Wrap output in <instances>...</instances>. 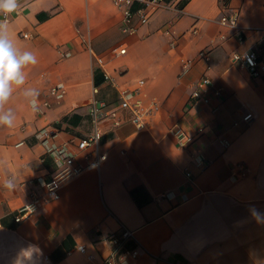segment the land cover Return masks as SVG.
I'll use <instances>...</instances> for the list:
<instances>
[{
	"label": "crops",
	"instance_id": "obj_1",
	"mask_svg": "<svg viewBox=\"0 0 264 264\" xmlns=\"http://www.w3.org/2000/svg\"><path fill=\"white\" fill-rule=\"evenodd\" d=\"M19 5L8 19L12 37L37 57L24 70L23 88L41 95L61 82L66 92L50 97L41 113L23 88L5 105L15 121L0 126V264H15L30 246L38 251L25 264H85L79 244L93 254L92 264H101L111 247L107 234L121 226L132 231L126 247L138 250L128 264H264V223L250 212L264 213V0H175L146 21L134 17L131 32L123 31L112 0ZM233 13L237 26L221 22ZM119 44L123 53L109 51ZM248 50L257 54L258 75L232 59ZM95 55L103 57L111 80ZM202 75L219 90L208 103L190 96ZM138 80L142 102L159 103L149 127L137 128L122 110L119 125L104 123L98 148L105 160L15 221L32 191L44 193L40 180L56 167L47 146L69 141L82 162L85 150L75 141L91 129L90 100L115 105L119 90ZM247 111L249 122L242 119ZM44 126L54 131L47 142L36 136ZM198 126L205 127L202 135L178 145L173 128L194 133ZM9 177L13 190L2 184Z\"/></svg>",
	"mask_w": 264,
	"mask_h": 264
},
{
	"label": "built area",
	"instance_id": "obj_2",
	"mask_svg": "<svg viewBox=\"0 0 264 264\" xmlns=\"http://www.w3.org/2000/svg\"><path fill=\"white\" fill-rule=\"evenodd\" d=\"M112 2L121 12L123 31L131 32L134 29V17H137L141 21H146L156 9L169 7L173 5L175 0H112ZM10 15L7 19H9ZM0 17L2 20L4 19L2 15ZM220 20L225 24L235 27L238 25V14L222 15ZM25 35L27 36V34ZM109 51L113 54L123 53L125 51V45H114ZM201 54L206 60L209 59V55L206 52L202 51ZM232 59L239 60V64L245 66L252 75L259 74L260 68L257 61V54L254 50L241 53L234 52ZM95 60L102 66L104 78L111 80L112 76L110 72L104 67L103 57L101 55H95ZM140 83L141 80H138L136 86L119 90V101L115 105L109 106L101 99L92 98L90 100L88 103V114L91 129L75 141L78 150H85L82 162L77 159L75 151L70 149L69 141L47 146V151L50 153L56 167L47 179L40 180L44 187V193L37 194L35 191H32L30 200L22 204L14 214L15 221H21L27 218L37 208L39 200L46 201L48 199L58 198L61 187L67 181L80 174L84 168L98 167L105 160L106 153L101 152L98 148L99 140L104 132V123L109 122L112 126L119 125L122 122L120 116L122 110L129 111L130 120L137 128L149 127L152 115L159 109V103L156 100H151L147 104L142 102L138 96ZM65 92L66 87L61 82L50 86L47 94L38 96L36 113H41L43 106L50 105V97L59 100ZM211 93L218 95L219 90L212 87V80L208 75H202L194 83L190 96L194 100L208 103L210 102ZM252 117L253 114L250 111L242 115V119L246 122H249ZM171 131L176 137L178 145L189 146L205 132V127L198 126L194 133H188L180 127H175ZM53 135L54 131L45 126L36 131V136L42 142H47ZM220 141L224 146L229 144V141L225 138L220 139ZM198 160L203 162L202 157H199ZM237 166L240 172L245 169L242 162H237ZM131 233L132 231L129 228L121 226L117 232L107 234L106 239L111 247L101 264H128V260L137 255V248H128L125 245ZM77 249L86 255L85 264H92L93 254L87 252L83 244H79Z\"/></svg>",
	"mask_w": 264,
	"mask_h": 264
},
{
	"label": "clouds",
	"instance_id": "obj_3",
	"mask_svg": "<svg viewBox=\"0 0 264 264\" xmlns=\"http://www.w3.org/2000/svg\"><path fill=\"white\" fill-rule=\"evenodd\" d=\"M19 0H0V15L4 17L0 20V126L11 128L14 125L15 115L10 108L5 105L10 100L16 89L23 88L26 82L25 68L37 63L36 55L29 50H21L12 37L8 23V16L19 10ZM33 110H37V98L39 91L35 88H23L22 92ZM3 187L8 190L15 188V179L9 177L3 180ZM251 215L257 222L264 223V213L255 207L250 209ZM38 251L35 246L22 250L18 255L15 264H25L31 260L33 253Z\"/></svg>",
	"mask_w": 264,
	"mask_h": 264
}]
</instances>
